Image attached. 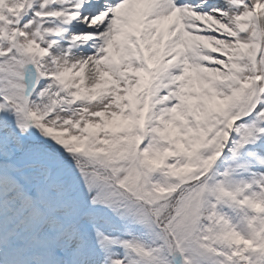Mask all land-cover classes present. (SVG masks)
Instances as JSON below:
<instances>
[{
    "label": "snow or ice",
    "instance_id": "snow-or-ice-1",
    "mask_svg": "<svg viewBox=\"0 0 264 264\" xmlns=\"http://www.w3.org/2000/svg\"><path fill=\"white\" fill-rule=\"evenodd\" d=\"M0 264H264V0H0Z\"/></svg>",
    "mask_w": 264,
    "mask_h": 264
}]
</instances>
